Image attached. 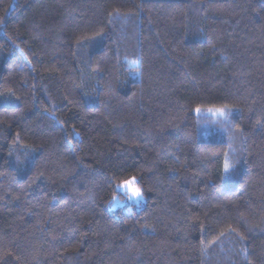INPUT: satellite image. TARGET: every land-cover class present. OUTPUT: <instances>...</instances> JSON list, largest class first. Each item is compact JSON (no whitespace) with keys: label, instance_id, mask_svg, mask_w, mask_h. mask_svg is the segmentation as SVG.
Returning a JSON list of instances; mask_svg holds the SVG:
<instances>
[{"label":"trees","instance_id":"trees-1","mask_svg":"<svg viewBox=\"0 0 264 264\" xmlns=\"http://www.w3.org/2000/svg\"><path fill=\"white\" fill-rule=\"evenodd\" d=\"M0 264H264V0H0Z\"/></svg>","mask_w":264,"mask_h":264},{"label":"rangeland","instance_id":"rangeland-1","mask_svg":"<svg viewBox=\"0 0 264 264\" xmlns=\"http://www.w3.org/2000/svg\"><path fill=\"white\" fill-rule=\"evenodd\" d=\"M202 111H205V110L197 111V109H195L194 112L201 116ZM206 114L209 116H213V117L216 115H219V114H217L216 110L206 111ZM236 153H238V145H236L233 148V152L231 155L234 158V160H233V163L230 164L229 166H236V163L239 162L240 157L238 155H236ZM125 184H128L130 187L138 188V187H136V184L134 183V180L132 178L125 179V181L121 182L120 185L117 186V192L124 195V197L123 198L118 197V196L115 197L113 199L111 207L115 208L118 206H122L126 203H132L135 206L142 204L143 197L142 198L141 197L132 198L128 188L122 187V185H125Z\"/></svg>","mask_w":264,"mask_h":264},{"label":"clouds","instance_id":"clouds-1","mask_svg":"<svg viewBox=\"0 0 264 264\" xmlns=\"http://www.w3.org/2000/svg\"><path fill=\"white\" fill-rule=\"evenodd\" d=\"M136 79L139 80L138 74L136 76ZM122 187L128 188L132 198L138 197L139 194L141 193L140 188L130 187L128 184L122 185ZM112 210L115 211V209H112Z\"/></svg>","mask_w":264,"mask_h":264},{"label":"snow or ice","instance_id":"snow-or-ice-1","mask_svg":"<svg viewBox=\"0 0 264 264\" xmlns=\"http://www.w3.org/2000/svg\"><path fill=\"white\" fill-rule=\"evenodd\" d=\"M225 107H227V106H225ZM197 111H199V109H197ZM216 112H217V114H219L220 116H224V115H226L224 109H217ZM228 168H229V165H228L227 163H225V170L227 171ZM138 197H141V198H142V193H140Z\"/></svg>","mask_w":264,"mask_h":264}]
</instances>
